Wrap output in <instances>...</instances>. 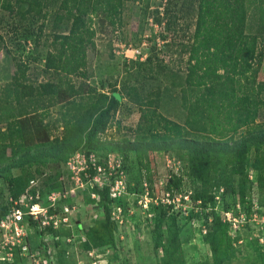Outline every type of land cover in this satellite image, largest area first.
<instances>
[{"label":"rangeland","instance_id":"obj_1","mask_svg":"<svg viewBox=\"0 0 264 264\" xmlns=\"http://www.w3.org/2000/svg\"><path fill=\"white\" fill-rule=\"evenodd\" d=\"M59 1H54L39 38L42 19L36 13L24 12L25 6L19 3L12 11L0 9V86L16 74V60L28 63L32 78L45 80L41 70L50 34L66 31V26L54 23L52 17ZM164 8L178 16L175 24L167 23ZM122 9L119 34L115 37V32L99 33L96 37L97 52L89 67L92 76L73 77V82L83 91L93 88L109 92L114 85L122 88L124 82L159 87L162 92L159 110L183 123L179 91L170 86L168 76L155 70L154 76H149L145 66L130 63L125 55L131 56L132 49L137 48L147 55L155 53L168 67L164 72L172 68L183 75L186 55L181 56L170 42L172 37L178 43L190 41L194 7L186 0H128L123 2ZM257 79L264 82V51ZM119 101L111 123L100 136L102 144L94 150L96 161L105 168L99 177L104 183H117V195L109 194V198L102 199L94 192L90 177L95 171L91 167L78 169L83 166L80 155H70L71 165L67 161L40 164L41 172L35 173L33 181L16 200L23 203L27 193L38 195V202L47 207L51 221L56 223L43 233L31 224L26 249L13 245L10 250L0 235V264H264V185L255 183L256 156L253 154L250 161L248 179L233 176L230 185L212 189L213 207L202 206L198 199L192 198L199 192L200 183L186 176L185 150L172 153L173 157L167 156V152H151L141 163L131 150L125 155L106 154L113 142L134 138L139 120L140 111L135 104L122 97ZM57 109L51 108L48 119L53 120ZM263 120L264 110L258 117V121ZM60 131L59 126L51 128L53 134ZM6 138L5 125L0 124V140ZM79 152L86 155L83 150ZM25 170L29 169H14L11 176H21L25 182L29 178V171ZM173 173L183 176L181 186L166 190V182ZM13 185L0 177V208L14 205ZM52 193L56 197L53 202L48 198ZM167 194L170 197L176 194L179 200L168 201ZM184 194H188L187 200ZM227 210L231 217L238 213L242 217L230 227L211 222L213 212L225 216ZM243 217L245 221L240 223ZM104 222L106 225L102 226ZM210 237L218 241L212 243Z\"/></svg>","mask_w":264,"mask_h":264},{"label":"trees","instance_id":"obj_2","mask_svg":"<svg viewBox=\"0 0 264 264\" xmlns=\"http://www.w3.org/2000/svg\"><path fill=\"white\" fill-rule=\"evenodd\" d=\"M54 1L0 0V9L12 11L19 3L25 6L24 12L36 13L42 19L39 38ZM124 1L128 0H60L52 17L66 31L50 34L41 70L45 80L32 78L28 63L16 60V74L0 86V124L7 133L0 140V177L15 185L11 186L14 198L41 172L40 164L66 162L81 150L87 156L95 153L102 144L101 134L120 106L113 92L135 104L140 115L134 138L113 142L106 154L125 155L131 150L141 163L151 152H167L173 157L172 153L185 150L186 176L200 183L192 198L202 206L213 207L212 189L230 185L233 176L248 179L253 154L258 172L255 183L264 185V120L258 121L264 110V82L257 79L264 51V0H186L195 16L190 41L178 43L172 37L170 42L181 56L186 55L183 75L172 68L164 72L168 67L155 53L143 60H129L145 66L149 76H154V70L168 76L170 86L179 91L183 123L159 110V87L124 82L122 88L114 85L109 92L83 91L72 80L92 76L89 67L97 52L96 37L120 29ZM169 15L164 8L167 23L175 24L178 16ZM54 106L58 109L50 120ZM57 126L61 131L53 134L51 128ZM22 167L29 169L25 170L29 171L26 183L21 176H11L12 170ZM182 180L183 176L173 173L166 190L170 186L178 189ZM109 190V184L94 187L102 199L109 198ZM7 210L1 207L0 216ZM211 222L231 226L224 215L215 212ZM209 240L218 241L216 237Z\"/></svg>","mask_w":264,"mask_h":264},{"label":"built area","instance_id":"obj_3","mask_svg":"<svg viewBox=\"0 0 264 264\" xmlns=\"http://www.w3.org/2000/svg\"><path fill=\"white\" fill-rule=\"evenodd\" d=\"M115 33H116V35H115V37H116L117 34H119V33H118V31H115ZM117 38H118V40L120 39L119 37H117ZM118 45L121 46L120 43ZM125 56L128 57V61L132 57L134 59L139 58L142 60V59H144V57L147 56V54L143 53L139 48H137V49H132V55H131L132 57L129 55H125ZM72 155H75L76 157H79V155H80L82 157L83 166L79 167L78 168L79 170L83 171L86 168L91 167L93 169V171H95V175L90 177V179H92V187H101L104 184H107L101 180V177H99V174L105 168L102 167L101 164L98 163V161H96L94 153H90L87 156L84 153H80L79 151H77L75 153H72ZM69 158L67 160V163L69 165H71L72 160H69ZM168 161H169V159H168ZM72 167H74V166H72ZM79 170H78V172H79ZM77 179H78V181H80L79 177H77ZM32 181H33V179L30 180V182H32ZM80 185H83V183L80 182ZM109 186H110V190H109L110 196L115 197L117 195V192H118L117 191V189H118L117 183L109 184ZM54 194L55 193H52V195L48 196V198L52 202L56 198L54 196ZM24 197H25V202H23V203L16 200L18 198L14 199V201H13L14 205L9 207V209L7 210V213L5 215L0 216V235L2 236V243L4 245L8 246V248L10 250H12L13 245H16L17 247H18V245H21V247L23 249H26L27 237L29 234V226L32 223H34V224H32L33 226L39 227L41 229L42 233L44 232L46 227L51 226V225L56 223V221H51L52 215L49 214L47 207L38 202V200H37L38 195L34 196L31 193H27L26 195H24ZM188 197H189L188 194L183 195V198L185 200H187ZM175 199L179 200V197L176 196V194H175V197H170L169 194H167V196H166V200H168V201H174ZM239 214L240 213H238V215L231 217L230 212L226 211L224 219L229 221L231 223V225H234L235 222H237V218L242 217ZM243 221H245V217H243V219H241L240 223H243ZM9 244H11V245H9ZM9 253L11 255L13 254L12 252H9Z\"/></svg>","mask_w":264,"mask_h":264},{"label":"water","instance_id":"obj_4","mask_svg":"<svg viewBox=\"0 0 264 264\" xmlns=\"http://www.w3.org/2000/svg\"><path fill=\"white\" fill-rule=\"evenodd\" d=\"M113 95L119 100L121 98L120 94L118 93H113Z\"/></svg>","mask_w":264,"mask_h":264}]
</instances>
